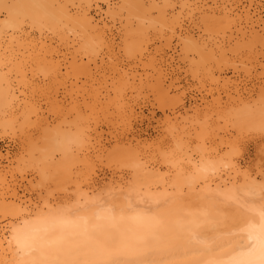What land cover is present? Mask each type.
<instances>
[{
  "label": "rangeland",
  "instance_id": "rangeland-1",
  "mask_svg": "<svg viewBox=\"0 0 264 264\" xmlns=\"http://www.w3.org/2000/svg\"><path fill=\"white\" fill-rule=\"evenodd\" d=\"M59 2L63 5L68 4L66 5L68 9L73 5L70 11L75 14L88 12L96 23L97 32H92L89 28L84 29L83 26L75 32L73 28L68 27L60 38V35L39 21L35 24L29 19L18 22V30H23L20 34H29V37L36 41L51 40L65 54L58 58L64 61L60 67L58 80L53 77L56 81L44 73L46 65L38 64L36 60L39 59L36 56L19 55L7 47L8 39L16 36L18 32L17 30L12 32L11 18L5 9L0 8V29L3 30L2 43L0 42L3 44L0 45V50L2 49L0 164L5 166L7 179L11 184L15 183L18 196L25 201L23 205H28V210L38 211L48 201L54 204L57 211L66 209L76 200V194L74 196L73 192L79 185L81 188L76 192L81 189L88 190L90 198L94 197L101 202L110 200L111 193L116 190L129 194L133 191L131 195L137 200L141 194L139 192L144 191L145 194L146 189L151 190V193L153 190L158 195L157 193L161 194L162 189L166 187L165 192L174 193L176 189L179 190L181 184L185 188L181 187L177 195L169 193V197L176 195L174 200L179 197L180 201H174L175 203L173 198L168 196L169 200L164 199L167 201L164 203L161 198L158 200L153 198L154 193L149 194L150 199L162 202L156 205V202H151L147 198L152 205L147 204L132 213L141 216L139 220L133 221L129 218L120 226L117 224L111 226V229H100L98 234H95L97 230L93 231L94 234H89L95 230V225L92 230L88 232L85 230L86 234L79 231V235L83 234L81 238L87 240L86 242L81 241V238L79 241L78 233L77 237H73L75 235L72 234L71 237L75 241L71 237L69 239L72 240L71 243L75 242L77 253L74 251L75 248H72L73 245L68 248L74 252L65 249V246H69L66 243L64 252L69 251L67 256V252L64 253L63 247H60L63 253L61 256L58 247L54 250L58 252H55L53 259L56 256L55 261L58 263V259L64 258L65 254L66 260L71 261L70 257L76 256L72 260L79 261L88 256L83 249H90L88 251L91 253L94 250L93 246L95 249L103 248L102 243L103 246L107 244L104 247L109 246V249L114 245L116 248L114 254L119 249L116 253L119 255L135 248L136 244H144V247L171 246L172 250H177L191 245L193 238L197 236L209 237L213 234L214 239L218 241L228 235L237 220L234 219L232 212L233 205L225 204L223 199L220 200L222 197H216L219 190L216 191L214 185L221 183L219 174L223 176L220 179L230 177L226 183L230 182V179L231 182H235L222 188V193L249 191L253 187L259 189V192H264V113H261L264 109L261 108L264 107L262 71L264 49L257 52L256 49L252 50L247 32L249 25L247 26L245 17L240 13L243 6L250 7V15L254 19L260 17L264 20V0H59ZM11 4V0H8L6 5ZM213 10L217 11L214 12L216 18L212 17ZM240 15L243 20L238 17ZM138 20H143L144 24L140 26ZM262 27L264 25H260L259 29ZM83 30L88 33H83ZM245 31L248 35L245 33L243 36L242 32ZM100 38L103 42L98 41ZM74 70H79L80 75H84L86 70H91V73H94L93 80H90L92 85L85 77L77 84L74 83L76 85L70 83ZM117 73L123 74L126 80L129 79V84L124 82L126 87L121 84L125 94L123 93L122 101L119 103L120 108L114 109L110 105L114 93L111 92L107 98L102 95L106 94L105 79L109 76L112 78ZM101 74L104 77H101ZM61 75L62 77L66 75L68 81L66 82L64 77L63 82ZM117 82L113 83L116 87ZM89 84L92 86L91 89ZM97 84H100L99 88H96ZM98 90L101 93L96 94ZM94 93L96 95L92 96ZM87 94L89 95L86 96ZM25 98L26 101L31 100L41 106V115L49 124L32 123L34 117H31L32 122L28 120V123L20 118L17 107ZM86 103L89 104L87 109ZM93 103L95 107L92 108L90 106ZM119 110L125 112L120 113ZM59 129L66 130L63 132L65 135L70 133L71 138L80 132L91 137L90 141L86 139L84 146L81 145L83 147L68 142L67 145L72 143L71 148L68 147L69 154L72 151L73 153L69 157L70 160L67 158L65 160H69L71 165L67 161L66 167L63 166L66 178L58 172L60 170L45 169L38 157L39 152L48 149L52 134ZM77 136L75 135L76 140ZM49 150H54L53 146ZM61 155L57 153L54 158L63 162L65 158ZM189 158H193L190 160L192 163L201 162L207 168V174L205 172L202 175L197 168L194 166L192 168ZM141 166L145 168L143 171L139 168ZM180 166H183L182 170ZM233 167H240V170L237 168L236 173ZM196 171L201 178L199 175L196 178ZM194 177L197 180L205 178L202 181L205 182V186L208 185V189L211 186L209 191L202 186L204 185L202 181L198 183L193 180ZM189 180L193 181L191 185L197 184L195 187L192 185L197 188L195 194L192 193L194 188L191 190L188 188V193L191 192L188 197L186 189L191 185H187L186 182ZM170 183H178L179 186L176 185L178 187L176 188L174 185L170 189ZM138 185H145L148 188L140 187L141 189H138L140 191L135 192ZM213 187L217 194L211 197ZM113 196L116 197L112 195L111 198ZM192 198H196V202L206 199V202L198 204ZM17 215L14 208L0 203V227L16 222ZM92 234L95 238L97 235L102 243L93 241ZM76 243H79L80 248L83 245L82 250ZM141 245L140 247H143ZM106 248L101 251L97 249L89 256L97 254L100 257H109L106 254L111 252L109 255L114 257L113 249L111 248L112 251L107 249L106 252ZM79 250L85 253L79 254L78 252H81ZM101 252L105 256H102ZM69 254L71 256L68 257ZM97 255H94V258Z\"/></svg>",
  "mask_w": 264,
  "mask_h": 264
},
{
  "label": "bare ground",
  "instance_id": "bare-ground-1",
  "mask_svg": "<svg viewBox=\"0 0 264 264\" xmlns=\"http://www.w3.org/2000/svg\"><path fill=\"white\" fill-rule=\"evenodd\" d=\"M7 2H8V0H0V8L5 9L6 12L8 13V16H10V18H11V27L13 30L12 32H15L16 30H17L16 32H18L16 36H14V37L10 36L11 37L10 39L7 38L9 40L7 47H9L13 53H16L19 55L27 54L29 56H34V57L36 56V58L39 59V60H36V62L38 64L42 63V64L46 65V66H44L45 67L44 73L47 74V76L49 75L50 77H52L51 79L54 81H56L55 79L58 80V78H59L58 75L61 73L60 67L64 61V59L59 60L58 58L60 56H64L65 54H63L61 52V49L58 47V45H55L51 40L50 41H36V40H33L32 38H30L29 34H22V33L20 34V32H22L23 30L22 29H21L22 31H20V29L18 30V26H19L18 22L24 21L23 19H29L32 22V24H35V23H37L36 21H39L43 25H46L48 28L52 29L53 32L60 35L59 36L60 38H62L63 35L66 33V29L68 27L73 28L75 30V32L78 30V28L80 26H83L84 29L89 28L92 32L97 30L95 27L96 23H94V20L89 16L88 12L75 14L74 12H72V10L70 11V9L73 8V5L70 9H68L66 7V5L68 6V4L63 5L59 2V0L58 1L57 0H11L12 4L9 6L6 5ZM72 4H74V3H72ZM69 5H71V4H69ZM222 8H221V10H222ZM233 9H234V7H233ZM226 11L228 12L229 10H226ZM226 11L224 10V12H226ZM214 12H217V11L213 10V16L212 17L216 18L214 15ZM236 13H238V12H236ZM240 13L243 14V17H245V20H246L245 22H246L247 26L249 25L248 26L249 30L247 29L248 30L247 31L245 29L249 33V35L246 33V31L242 32L243 34L242 33L241 34L244 36V34L246 33L248 36H250L251 40L249 39V41L251 42L252 50L256 49V52L262 51V49H264V32L261 33V31L264 30V27H262L260 29H259V27H260V25H264V24H262V23H264V20H262L260 17L254 19L253 16L250 15V7L246 8L245 6H243V8L240 9ZM238 17L241 18V15ZM241 20H243V19L241 18ZM137 22L140 26H142L144 24L143 20H138ZM22 23L23 22H21V24ZM40 23H38V24H40ZM22 26H23V24H22ZM96 26L98 27V25H96ZM243 27H245V26H243ZM241 28H240V30H241ZM2 31L3 30L0 29V40L3 37L2 36L3 34H1ZM68 31H70V30H68ZM83 33H88V32L83 30ZM12 34L13 33H11V35ZM76 38H77V35H76ZM89 40H91V39H89ZM99 40L103 42V40L101 38L98 39V41ZM3 41H5V40H3ZM96 41H97V39H96ZM0 42L2 43V40ZM78 42H79V40H78ZM1 43H0V45H1ZM195 44H197V43H195ZM248 46H249V44H248ZM1 48H3V47H1ZM250 49H251V47H250ZM0 54H1V52H0ZM54 59H57V60H54ZM262 66H264V65H262ZM40 67H42V66H40ZM262 69H264V68H262ZM59 70H60V72H59ZM262 71H264V70H262ZM111 73H108V74H111ZM71 74H72L71 75L72 80L70 81V83H73V84L76 83L77 84L78 81L80 82L81 78H83V77H85V79L87 81H90L92 79V76H93L92 74H94V73H91V70H86L84 75H80L79 70H74ZM62 75H61V77H62ZM97 75H99V74H97ZM53 77L55 79H53ZM64 77H62L63 82H64ZM101 77H104V76L102 75ZM105 77H107V76H105ZM44 79H46V78H44ZM65 79L67 82L68 81L67 77H65ZM101 79L104 80L103 78H101ZM114 79H116V81H118L117 84H118L119 88L113 85V83L116 82V81H114ZM102 80H101V82H102ZM109 80H111L110 83H108ZM128 80H126V77L123 74L120 75L119 73H117V75H115L112 78L109 76V78L105 79L104 83H105L106 94H104L102 96H105V98H107L110 96L111 92L114 93V97L112 99L113 100L112 104H110L112 108H114V109L120 108L119 103L122 101V96L124 93L123 92L124 88L122 89L123 85H121V84H124V82H127L129 84ZM90 82L92 85V81H90ZM95 82H96V80H94V83ZM50 83H52V82H50ZM53 83H56V82H53ZM76 84H74V85H76ZM100 84L102 85V83H100ZM100 84H97V87L95 85L93 87V89H95V87L99 88L98 86H100ZM128 84H127V87H128ZM109 85L111 86V88H109ZM119 85H121V86H119ZM124 85L126 87V83ZM49 86L51 87V85H49ZM64 86H66V84ZM88 86L90 87V84ZM91 87L89 89H91ZM116 88H118V89L116 90ZM56 90H55V93H57ZM85 91H83V92H85ZM99 92L100 91L98 90L96 92V94H99ZM88 93L90 94V92H88ZM89 94H87L86 96H88ZM96 94L94 93L92 96H95ZM97 98H98V96H97ZM96 100H95V103H96ZM97 101L100 102L99 100H97ZM92 102H94V101H92ZM85 106H86L85 109H87L89 104L86 103ZM40 107L41 106L34 103V101H31V100L26 101V98H25L24 102L22 100L21 102L18 103L17 110H19V112H20V118H22L27 123H28V120H29V122H32L31 117H34V122H32V123L46 124V123H48V121L46 118L42 117V115H41L42 110L40 109ZM90 107H92V108L95 107V104L93 103L92 106H90ZM261 108H264V107H261ZM261 108H260L259 112L261 111ZM262 111H264V109H262ZM262 111H261V113H264ZM118 112L123 113L125 111L119 110ZM63 130L64 129L56 130L52 134L51 140L49 141V144H48L49 147L47 146L48 149H45L44 151L39 152L38 157H39L41 164L44 166L45 169L60 170L61 172L60 171H58V172L61 173L64 178H66L65 169L63 168V166L66 167L67 161L71 165V162L69 161L71 158L69 159V157L72 156L73 151L70 152L71 154H69V149L71 148L70 145H72V143H74V145L80 144L79 146H81V145L84 146L85 141L87 142L86 139L88 138V140L89 139L91 140V137H89L88 134L85 135V133L80 132V133L75 134V135H78L77 136L78 141L75 139V135H73V138L76 140L75 141L73 138H71L72 136H70V133L67 134L68 135L67 136L64 133V132H66V130H64V132H63ZM68 138L71 141H69ZM66 141H67V143H66ZM68 142H72V143H70V145H67V144H69ZM76 142H79V143H76ZM51 146H53L54 150H49V149H51ZM83 146H81V147H83ZM68 147H69V149H68ZM57 153L62 154L61 156L63 158H65L63 160V162L58 161L57 158L56 159L54 158L55 154H57ZM1 155L2 154H0V158H1ZM67 155H68V157H67ZM64 156H66V157H64ZM66 158L69 160L65 161ZM192 159L189 158V161ZM199 163L200 164H197L195 161H194V163H192V161L189 162V164H192V168H193V166L195 169L197 168V171L200 174L204 175L205 172L207 174V171H206L207 168L203 164H201V162H199ZM70 165H68V166H70ZM143 166H145V165H143ZM143 166H141L142 168L139 167L140 170L145 169ZM182 167H181V170L183 169ZM178 168H179V166H178ZM237 168L239 169L240 167H237ZM237 168L233 167V169H234L233 171L236 173L238 172V171H235V170H237ZM68 170L71 173V170L70 169H68ZM68 170L66 171L67 173L69 172ZM184 171L185 170H183V172ZM198 172H197L196 178L200 176V174H198ZM70 173H68L69 176H71ZM221 176L222 175H220V174L218 176L221 183H219V182H218L219 184L216 183V184H218L217 187H216V184L214 185V187L216 188V191L219 190L218 191L219 195L216 196L217 193H216L214 187L212 189L213 190L212 192L215 193V195L211 192H210V194L212 195L211 197H213V196L222 197V198H220V200L223 199L225 201V204L227 203L230 206L233 205L232 206L233 207L232 212H234V219L237 220V222H236V225L234 227H232V230L230 231V233L228 235L221 237L218 241H216L214 239L213 234H210L211 236L209 235V237L207 235L197 236V237L193 238L194 241L191 243V245H188L186 247H183L182 249H177V250H172L171 246L144 247L145 246L144 244H143L144 246L140 244L141 246H143V247H140L139 244H136L135 248L126 250V251L122 252L121 254L117 255L116 253H118L119 249L116 250L117 252H115V254H114L115 246L112 245L114 247L111 246L110 249L111 248L113 249L112 254L114 255V257H111L109 255V253H111V252H108V250H110L109 246H108V248L104 247L105 245L107 246V244H104V246H103L102 241L100 242V239L97 237V235H96V238H95V235H93L96 230H97V233L95 232V234H98V233H100L99 232L100 229L101 230L102 229L107 230L111 226H115V225L117 226V224H118V226H120L122 223H124V221L126 222L129 218L132 219L133 221L139 220L142 217L139 215H133L132 213L137 212L138 210H140L142 207H144L147 204L152 205L151 202H153L154 199H150V195H153V193H154L153 198H155L156 200L161 198L162 201H164V203H165V202H167V201H165L167 196L169 197L172 194H176V195L179 194L180 188L184 187V186H182V184H181V186L179 187V190L176 189V191H178L177 193H176V191H175V193L172 191H170V192L167 191L168 195L166 194L167 192H165V190H167V187H166V189L163 187L165 189V190L162 189V192L164 191L163 192L164 194L162 192H161V194H160V192H158L157 193L158 195H156L155 191L152 190L153 193H151L150 192L151 190L148 191L146 189V188H148V186H145V185L139 186L138 185L139 186L138 188L135 187V192L138 189H141L143 187L144 189H146L145 190V194H147L146 196H148L149 194L150 195L148 197H146V196L144 197V195H145L143 193L144 191L141 192L140 190H138L137 192L140 191L139 193H141L140 195H142L143 198H141L140 195L139 196L137 195L139 197V199H137V200H136V197L134 199L133 195H131V193L133 191L130 194L124 193V192L121 193V191L119 189L120 187H118V190L120 191V193L117 192V190H116V192L114 191L111 193L112 195H115L116 197L118 196L117 198L114 196L111 198V196H112L111 195L110 200L107 199L106 201L104 200L103 202H101L98 199H94V197L90 198L88 195V190L85 191V189L84 190L81 189V191L76 192L77 189L80 190V188H81V185H79L78 187H76V190H74V192H73L74 196L76 194V197H75L76 200H74V203L71 206L67 207L66 209L57 211L54 208V204L47 201V204L45 203V206H42L41 209H39L38 211H35L33 209L28 210V205H26V204H25V206L23 205V203H25V201L23 202L21 200V198L18 196L17 190L15 188V183L11 184V181L7 179V177L5 175V166H2L0 164V191H1L0 192V200H1L0 203L5 205V206L7 205V206L14 208L18 213V215L16 216V219H15L16 222H10L8 225L0 227V264H264V192H261V191L259 192V189H257L256 187H253V189H251L249 191L245 190L242 192L232 191V192H228V193H225V192L222 193V191H221L222 188L228 187L227 186L228 184L232 185L235 182L234 183L231 182V179H230L229 180L230 182L226 183L225 181L227 179H229L230 177L228 176L229 178L225 177V179L224 178L220 179ZM199 178H201V176ZM231 178H232V180L234 179L233 177H231ZM67 179H68V176H67ZM203 179H205V178L197 180L194 177L193 180H196V182L199 183V181H202ZM207 180H210V179H207ZM74 181H76V180H74ZM189 181H187L188 183L186 182L187 185H191L190 183L193 182L192 180H189ZM210 181H208L209 184H210ZM76 182L79 183L78 181H76ZM76 182H74V183L76 184ZM215 182H213V183H215ZM74 183H72V184L75 186ZM162 183H163V185L165 184V182H162ZM162 183H161V186H163ZM204 183L205 182H203L202 184H204ZM213 183H211V184H213ZM171 184L172 183H170V187L171 186L174 187V185H175V187L178 188L176 186V185H178V183L172 184V185ZM186 184L184 183V185H186ZM192 185L195 187L197 184H195V185L192 184ZM192 185H191V187H192ZM166 186H169V185H166ZM202 186H205V184ZM207 186H205V187L208 189ZM149 187L151 189V186H149ZM191 187L190 186L187 187V189H186L187 193L189 192L188 188L190 190L194 188V187H192V188ZM196 188H194L192 190V193L195 194ZM210 188H211V186H210ZM217 188H219V189H217ZM170 189H172V187ZM209 189H208V191H209ZM198 190H199V188H198ZM147 191H148V193H147ZM169 193H170V195H169ZM190 193H188V194L185 193V194L189 197ZM155 195H156V197H154ZM159 195L163 196L164 198L160 197ZM176 195L175 196L173 195L169 198H173V202L174 201L178 202V201H180L179 197L177 198V200H176V198L174 200V197H176ZM183 195H184V193H183ZM183 195H182V197H183ZM186 195H184V196H186ZM207 195H209V194H207ZM200 196L201 195L199 194V197ZM191 197H192V195H191ZM193 197H195V196H193ZM196 197H197V199L199 198L198 196H196ZM205 197H206V195H205ZM115 198L117 200H115ZM202 198L204 199V197H202ZM112 199H114V201H112ZM145 199H147V200H145ZM203 199L199 200L200 202H196V198H195V199H193V201H195L198 204H201V203L206 202V199H205V201H203ZM215 199H219V198H215ZM187 200H190V199L188 198ZM211 200H212V198H211ZM154 202H156V201H154ZM161 202H156V205H157V203L160 204ZM259 207H261V208H259ZM127 215L129 217H127ZM32 217H34V218H32ZM94 225L96 227L95 230L93 229ZM85 230L87 232L92 230L89 234L93 233L92 234L94 236V237L92 236L94 238L93 241L96 240L97 242L102 243V245L101 244H99V245H101L103 248H106V250L108 249L106 251V252H108V254H106V252H105V254L109 257H100V255L98 256L97 254H93L92 257H90L89 255L92 254V252L97 251V249H99L101 251V249H103V248L100 249L97 247V249H95L96 247L93 246L92 249H94V250L91 251V253H90V251H88L90 249L87 250V248H86V250L89 253L88 254L87 251L84 249H83V251H85L86 253L81 251L83 248V245H81L82 248H80L79 243L78 244L76 243L78 245L77 247H79L81 249V250H79L81 252H78V253L79 254L85 253L90 258L87 256L86 258H82V260L80 259L79 261H73L72 260L73 257L76 258V256L72 257L69 254L68 257L71 256L70 257L71 261H70L68 259L67 260L65 259V254H64V258L60 257L61 259H58V263H57V261H55L56 256L54 259H53V257H54V255H56L55 252H58V251L54 252V250L58 249V247H59V252L61 251V256H63V253H62V250H60L61 249L60 247H63V252H64V250L67 249L68 247H70V246L72 247V245L74 246L75 242L71 243V241L73 240L72 238L77 237L76 234L79 231H80V233L82 231V233L86 234ZM72 234L75 236H73ZM71 235L73 237H71ZM81 235H83V234L79 235V233H78V237L80 236L78 238L79 241L82 239ZM66 236H68V237H66ZM69 237H71V239H72L71 241H70ZM85 237L88 238L89 236H85ZM93 238H91V239H93ZM66 239H68L69 241H66ZM91 239H89V240H91ZM73 241H75V240H73ZM81 241H84V240L82 239ZM86 241L87 240H85L84 242H86ZM68 242H70L71 244ZM60 243L62 245H60ZM64 244L69 245V246H65ZM137 245L139 246V248ZM64 246L66 247L65 249H64ZM85 247L86 246L84 245V248ZM91 247H92V245H91ZM72 248H75V250H74L75 252L78 250V249L76 250L75 246ZM112 249L110 251H112ZM68 250H71V249L68 248ZM68 250H66L64 252V253L67 252L66 256L69 252ZM71 251H73V250H71ZM103 251H105V250H103ZM53 252L55 254H53ZM96 253H98V252H96ZM101 253H102V256H105V255H103V252H101ZM58 254H60V253H57V255ZM73 255H74V253H73ZM94 255H97V256H95V258H94ZM115 255H117V256H115Z\"/></svg>",
  "mask_w": 264,
  "mask_h": 264
}]
</instances>
